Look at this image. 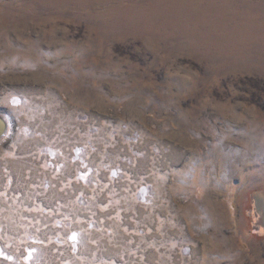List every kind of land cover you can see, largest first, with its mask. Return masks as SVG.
I'll list each match as a JSON object with an SVG mask.
<instances>
[{"label":"rangeland","instance_id":"1","mask_svg":"<svg viewBox=\"0 0 264 264\" xmlns=\"http://www.w3.org/2000/svg\"><path fill=\"white\" fill-rule=\"evenodd\" d=\"M0 264H264V0H0Z\"/></svg>","mask_w":264,"mask_h":264},{"label":"water","instance_id":"2","mask_svg":"<svg viewBox=\"0 0 264 264\" xmlns=\"http://www.w3.org/2000/svg\"><path fill=\"white\" fill-rule=\"evenodd\" d=\"M7 130V123L6 121L0 117V138H2Z\"/></svg>","mask_w":264,"mask_h":264}]
</instances>
